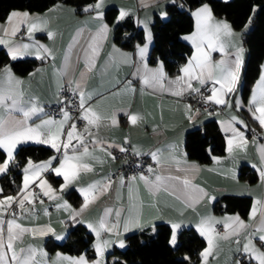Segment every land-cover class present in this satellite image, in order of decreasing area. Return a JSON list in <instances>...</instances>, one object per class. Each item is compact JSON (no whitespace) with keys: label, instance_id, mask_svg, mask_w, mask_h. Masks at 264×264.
<instances>
[{"label":"crops","instance_id":"0c3cea01","mask_svg":"<svg viewBox=\"0 0 264 264\" xmlns=\"http://www.w3.org/2000/svg\"><path fill=\"white\" fill-rule=\"evenodd\" d=\"M168 1L170 0H105L103 11L107 8L115 7L116 15L111 23L104 19V22L110 25L112 31L108 35L107 40L101 43L99 54L95 57V66L85 80V90L93 95V99L90 100L89 103L105 117H110L113 112H115L118 123L117 125H112L110 119L102 120L98 127L90 126L92 135L89 136L87 133H84V128L87 122L82 120V126L81 128H77V133L84 134L85 142L88 143L92 156L96 158L91 159L89 157H85L82 162L89 163L92 167V171L81 172L79 178L65 187L62 191H60V188L63 184V179L61 177H56L51 172L44 173L43 177L46 178L52 187L57 190V199H49L48 197L43 196L41 189L36 187L35 184L32 185V189H34L35 193L38 194L39 198L36 199L32 205L26 204V207L30 211L23 213L18 222L25 228L46 229L51 227L53 231L47 232L45 235L37 234L35 236L31 232L25 233L20 240L16 241L17 251H19L20 248L27 249L29 247H33L38 250L42 249L48 254L46 258L39 254L37 255V260L41 261L42 264L44 260L49 262L56 261V264H69L67 260L60 259L57 256V253H59L61 257L78 258L81 255L86 257L84 252L80 254H70L58 250L49 251L45 245L46 241L49 239L56 243L63 242L69 229L76 224H81L92 236L91 247L94 252V257L92 259H88L86 257V259L91 262L96 259V252L94 248L96 236L95 233L87 227V224H97L100 218L104 216L105 210L109 208L113 209L112 214L108 217L110 223L116 220V210H122V215L120 218L119 228L117 229L119 235H117L116 232H113L112 234H108L106 232L101 233V239L117 241L115 244H110L105 250L102 258L103 264H106L108 261L114 259L113 256H109V253L113 252L115 249L122 250L125 248H120L118 246L119 240H123L126 246V236L128 234L142 229H149L153 232L156 224L159 223H165L170 227V237L171 222L180 223L181 228L191 227L199 236H201L196 229L201 217L205 216H213L216 219L223 221L225 217L238 215L245 221L246 224L250 226L258 225L261 215L259 205H257V217L254 220H250L249 216L252 206L257 200L264 203V183L260 181L259 172L256 168H253L252 165L256 164L259 167L261 164V155L264 153V129L260 127L259 122L254 119L252 113L249 112L248 101L250 100L252 90L259 79L261 67L264 66V59L261 61L258 75L251 84L247 96L245 98L242 97L241 77V83L238 86L237 91L226 97V99L232 102V107L229 108L224 105H216L209 101L214 105L213 111L210 113L200 111L197 112L193 103L184 98L185 95L193 94L191 92H185L180 97L173 96L168 92H153L151 89H146L143 93H141L140 81L139 79L133 77L135 67L127 64L113 65L109 61V57L113 52V45L123 52H134L135 46L138 44L136 43L132 48H126L113 40V27L116 25L115 20L119 15V11L121 9L128 11L129 15L126 18H133L144 35L143 27L138 22L147 23L148 28L150 29V24L154 20L155 15H158L161 19H165L167 15L162 16L161 13L165 12V5ZM93 2L94 0L92 3ZM201 4L197 5L192 10L199 7ZM57 5H60V7L57 8ZM15 11L28 12L32 18L40 17L42 20L48 21L46 28L34 30L32 32V39H29L27 24L19 25V31L15 37L3 36L2 29L9 28L10 26L6 21L7 16L3 20H0V38L9 40L10 43L8 46H12L14 44L33 45L34 42H38L39 44H43L45 47L51 49L53 55L55 56L54 60L51 58H47L45 60L36 59L34 54L35 48L30 47L28 50L30 54L18 57L16 60L35 61L37 63L34 67L24 74H18L11 69L17 78L24 81L23 90L26 97L36 98L39 105L44 109L46 105L54 103L58 100L57 94L60 87L63 83H68V77L62 76V73L65 70L66 61L69 58H71L70 71L72 78L73 80L79 79L80 73L85 67V58L83 52L81 51V46L85 43V41H87L90 33L95 30L96 22L91 21L89 14L81 13L80 10L76 9L74 6L61 2L51 5L41 12H29L27 10ZM213 15L217 20L227 21V19L223 16ZM192 21V30L180 35V39L190 46L191 51L187 59L180 65L179 70L187 63L195 51L192 45L183 39L185 35H190L195 29L193 18ZM248 27L249 26L245 28L243 27L241 30L232 28L236 34L234 38V45L229 44L226 48L227 56L223 55L219 51L212 52V62L216 63L221 59H234L236 46H242L244 48L243 60H245L246 50L242 42V31L247 30ZM81 30H83V35L78 36V33H80ZM48 31H52L55 34L52 39H49L47 35ZM74 38L80 40L79 45H75ZM152 45L153 39L149 45V54L152 49ZM8 46L0 45V48L8 53ZM77 56H79L78 60ZM158 61L161 62L160 60H157L154 63H151L148 59L149 67H156ZM6 65L9 66V64L6 63L1 65L0 68H3ZM37 69H40V71L37 72ZM164 71L166 72L165 68ZM33 72H36L35 76L30 75ZM178 74H180V71L176 74L167 73V75L173 79ZM127 80H132V86L136 88L135 93L125 91V82ZM193 83L196 87H202L195 81H193ZM206 85L208 88L211 87L210 83ZM217 87H219V85H217ZM113 93L116 94L113 95ZM206 95H211V92L209 91ZM237 98H239L244 105V107L240 110H237L235 107V100ZM186 104L191 105V112L189 114L194 117L191 120H189L185 114L186 109L184 106ZM126 113L138 114L143 119L140 120L137 125L133 126L129 123L128 115H126ZM49 117V115L43 112L40 117H34L30 123H38L40 119ZM233 117H235L236 120H242L244 124L247 125V129H245L243 125L236 123V121L233 120ZM62 118V113H60L58 117L54 119L60 120ZM208 120L216 121L218 130L223 136V153L212 155L207 164H200L187 157L188 164H195L199 166V170L188 173L175 172V166L173 165L172 174L180 176L188 175L191 178L193 185L203 188L210 196H215V201L210 203L208 199L205 198L200 202L195 203L194 206L187 207L182 200L177 199L176 196L170 195L167 192L161 191L155 195L150 194L144 182L137 179L131 187L138 197V200L144 205L143 226L140 228H131L129 231L125 232L124 219L127 216L129 191L127 186L120 188L119 177L123 175L117 174L110 178L113 181V184L108 191H101L103 184L98 185V188L94 193L95 199L90 204L89 208L86 209L81 216L77 217L76 221L71 219L72 210L79 211L83 205L84 198L79 189L87 188L90 184L95 182H106V178H109V176H111V174L121 167L126 161L124 157L112 159V156L107 155V152H109V148H107L108 144H111V148L114 149H119L120 146H123L132 154L133 147H135L141 153L139 156H145L151 162V166L155 169V164L151 160V157L146 153L157 149H165L168 145H176V155L178 158L183 159L182 153H186L184 147L186 132L190 129L200 127ZM229 124H231V126L236 128L238 131L243 132L248 141L247 145L237 147L236 144L239 143L237 140L234 143V150L232 154H229L227 145V140L233 137L232 131L226 130L229 128ZM153 129H155V131H153ZM68 130L67 122L64 125V131L67 132ZM126 138L130 143H124ZM93 139L102 142L105 148H107V152L102 151L100 147L93 148L90 143ZM76 143L77 141L74 139L73 144ZM19 146L20 145H18L17 148ZM44 146L49 147L48 145ZM69 154H72L71 148L69 149ZM53 155H57L58 159L62 158L52 149V153L48 157L35 161V163L47 161ZM213 156L219 158V162L213 161ZM26 164L27 161L24 163L23 167H25ZM54 164L58 166V161L54 162ZM181 167H184V165L182 164ZM241 168H244L243 171H241ZM49 174H52V176L57 179V183H53L51 181L48 177ZM139 174L137 173L135 175L138 177ZM156 174H159V169H157L150 178L154 179ZM1 175L3 174H0V176ZM233 175H235V179H233ZM127 178L128 177H125L126 184ZM37 183H39V181H37ZM22 185L23 173L20 179V188ZM71 190H74L80 197V200L76 205H73L66 196V193ZM17 193L5 194L4 196L16 195ZM224 194L246 195L251 197L252 203L246 214L242 216L237 212H214V204L216 200ZM91 195L92 194H90V198ZM40 200H43V203H40ZM65 202L70 205L69 209L57 207V205H62ZM153 202L157 203L159 211H157L156 208L149 207V205ZM45 210H47V214H45ZM17 211L19 212L20 210L17 208ZM10 218L11 217H5V219ZM61 221H63V223ZM216 225L222 226V231L217 233H219L220 236L224 235L225 229L223 223ZM216 225H214V227ZM180 229H178V231ZM228 231H231V229ZM251 231L252 227H249L246 230H241V244L244 243V233H250ZM57 236H61L62 239H57ZM235 239V236H230L226 240L220 239L219 236H217L214 240L216 247L213 249V255L208 259V264H236L238 259H242L237 257L238 255L241 256V254L237 250V246L234 243ZM205 241L206 245L204 249L207 247V240L205 239ZM257 247H260L258 242ZM244 260L247 262H244ZM247 263L257 264L254 260L249 261L248 259L243 258V264ZM198 264H202L201 256Z\"/></svg>","mask_w":264,"mask_h":264},{"label":"snow or ice","instance_id":"6c2138e0","mask_svg":"<svg viewBox=\"0 0 264 264\" xmlns=\"http://www.w3.org/2000/svg\"><path fill=\"white\" fill-rule=\"evenodd\" d=\"M172 3H175V0H172ZM104 5L105 0H94L93 3L86 5L82 9L84 13L89 14L91 21L96 23L95 30L90 33L87 41L81 46V51L85 58V67L81 71L79 79L73 80L72 78L70 71L71 58L66 61L65 70L62 73V76L68 77L69 90L73 96L78 98V103L76 101H71L70 103L75 104L76 110L80 113L77 119L87 122L84 133H87L89 136L92 135L90 126L98 127L102 120L110 119L112 125H117L118 123L115 112L110 117H105L99 113L89 103L93 99V95L85 90V80L95 66V57L99 54L101 43L107 40L108 35L112 31L110 25L104 22ZM56 7L58 8L60 5ZM128 15V11L121 9L115 23L117 25L120 24ZM161 15L166 16L167 13L163 12ZM190 15L194 20L195 29L190 35H185L183 39L188 41L195 51L187 63L180 68V74L174 79L170 78L164 71V64L162 62L158 61L156 67H149L148 54L149 45L152 42V33L145 22H138L143 27L144 35L140 43L136 44L134 52H123L113 45V52L109 57V61L113 65L127 64L134 66L135 71L133 72V77L139 79L141 93L146 89H151L153 92H168L173 96L180 97L185 92H191L201 95L205 103L211 101L216 105H224L231 108L232 102L226 99V97L229 94L235 93L241 83L244 48L242 46H236L235 58L232 60L221 59L213 63L211 53L219 51L227 56L226 48L229 44L234 45L236 34L231 24L226 20H217L214 17L211 7L206 3L191 10ZM6 21L10 27L2 29L3 36L15 37L19 31V25L27 24L29 39H32V32L34 30L46 28L48 23L47 20H42L40 17L32 18L28 12L15 10L7 15ZM248 23H251V19H249ZM47 35L49 39H52L55 34L52 31H48ZM82 35L83 30L78 33V36ZM9 43V40L0 38V45L8 46ZM74 43L75 45H79L80 40L74 38ZM30 47L35 48L34 54L36 59H55L52 50L38 42H34L33 45L14 44L8 46V55L14 61L18 57L30 54L28 51ZM78 59L79 56H77ZM36 71L38 72L40 69ZM35 74L36 72H33L30 75L35 76ZM193 81L202 87L210 83L211 87L207 90L211 92V95H204L200 87L194 86ZM125 83V91L135 93L136 88L132 86V80H127ZM23 84L24 81L13 74L10 66L6 65L0 68V151L5 154L0 159V174L7 173L10 170V165L15 162L17 146L28 142L48 145L62 158L58 159L57 155H53L47 161L40 163H35L31 159H28L26 166L23 167V185L19 189V192L16 195L4 196L3 189H0V264H42L41 261L37 260V255L39 254L46 258L48 255L47 252L33 247L27 249L20 248L19 251L16 248V241L20 240L25 233L31 232L35 236L37 234L45 235L47 232L53 231L51 227L46 229L25 228L18 222L23 213L30 211L26 207V204L32 205L39 198L38 194L32 189V185L35 184L36 187L40 188L43 196L49 199H57V190L43 177V174L51 172L56 177H61L63 184L61 185L60 191H62L69 184L76 181L81 172L92 171L89 163L82 162L85 157L96 159L92 156L88 143L85 142L84 134L77 133L76 123L69 124V130L67 132L64 131V125L72 119L70 113L65 108H61L60 110L63 117L60 120L49 117L40 119L38 123H30L34 117H40L44 109L39 105L36 98L26 97ZM115 94L113 93V95ZM60 102L65 103L63 100ZM184 107L187 118L189 120L193 119L194 117L189 114L191 112V105L186 104ZM235 107L237 110L244 107L239 98L235 100ZM248 110L252 113L253 118L259 122L260 127L264 129V66L261 67L259 79L252 90L251 98L248 101ZM196 111L199 112V109ZM126 115H128L129 123L133 126L137 125L143 119L138 114L126 113ZM233 120L247 129V125L242 120H236L235 117H233ZM226 130H231L233 133V137L227 140L229 154L233 153L234 143L237 140L239 141L236 144L237 147L247 145L248 141L243 132L233 128L231 124H229V128ZM74 139L77 141L76 144H73ZM90 143L93 148L100 147L105 152H107V148L112 147L111 144H108L107 148H105L103 143L96 139L91 140ZM124 143L128 144L130 142L126 138ZM70 148L72 151L71 155L69 154ZM176 148V145H168L165 149H157L146 153L151 157V160L156 166L154 169L149 165L146 170L147 174L141 173L138 177L137 175H132L127 178V184L125 177H119L120 188L127 186L129 191L127 216L124 219L125 232L131 228H140L143 226L144 205L138 200V197L131 187L137 179L144 182L150 194L155 195L161 191L167 192L170 195L176 196L177 199L182 200L187 207H192L195 203L205 198L210 203L215 201V196H210L203 188L193 185L188 175L180 176L172 174L173 165L175 166V172L188 173L199 170V166L188 164L186 153H182L183 159L178 158ZM119 151L127 152L128 149L120 146ZM133 154L137 156L141 155L135 147H133ZM209 154H211V151ZM107 155L112 156V153L107 152ZM112 159H115V157L112 156ZM212 159L215 162H219V158L215 156ZM56 161H58V166L54 164ZM182 164L184 167H181ZM252 167L256 168L259 172L260 181L264 183V153L261 155L260 166L258 167L256 164H253ZM157 169H159V174H156L154 179H151L150 177ZM233 179H235V175H233ZM100 184H103L101 191H108L112 187L113 181L110 178H106V182H95L87 188L79 189L84 198L83 205L79 211L72 210V220L76 221L77 217L81 216L89 208L95 199L94 193ZM90 194H92L91 198ZM40 203H43V200H40ZM14 205L16 208L13 207ZM257 205L260 206L261 215L259 223L256 226L246 224L238 215L225 217L223 221L213 216L201 217L196 230L207 240V247L200 253L202 264H208L209 257L213 255V249L216 247L214 240L217 236L225 240L230 236H235L234 243L243 258L249 261L254 260L257 264H264V250H262L264 249V203L257 200L253 204L249 219L254 220L257 217ZM57 207L69 209L70 205L65 202L62 205H57ZM149 207L156 208L159 211L156 202L150 204ZM17 208L20 210L19 212L16 210ZM112 212L113 209H106L104 216L100 218L97 224H87V227L96 236V243L94 244L96 252L95 260L90 262L84 255L78 258H71L61 257L57 253V256L62 260H67L69 264H103L102 258L105 250L110 244H115L117 241L101 239V233L106 232L112 234L116 232L119 235L117 229L119 228L122 210L118 209L115 211L116 220L110 223L108 217ZM45 214H47V210H45ZM5 217L11 218L5 219ZM61 222L63 223V221ZM221 223H223L225 229L224 235L222 236L216 232L214 227V225ZM249 227H252V231L250 233H244V243L241 244V230H246ZM180 228V223L171 222L170 243L172 245L176 244L177 232ZM229 229L231 231H228ZM56 238L62 239L61 236H57ZM257 242L260 247H257ZM118 246L124 248L125 242L119 240ZM184 259L190 260L187 256ZM43 264H56V261L49 262L44 260ZM236 264H243V259H238Z\"/></svg>","mask_w":264,"mask_h":264},{"label":"trees","instance_id":"16d2710c","mask_svg":"<svg viewBox=\"0 0 264 264\" xmlns=\"http://www.w3.org/2000/svg\"><path fill=\"white\" fill-rule=\"evenodd\" d=\"M93 0H0V20L13 10L41 12L51 5L61 2L81 10ZM201 3H207L213 14L223 16L232 28L241 30L249 19L251 23L247 30L242 31V42L246 57L242 69V97L248 94L251 84L256 79L261 61L264 59V0H172L165 5L167 16L161 19L155 15L150 24L153 45L149 54V62L160 60L168 74H176L180 65L187 59L191 48L180 39V35L192 30L193 21L190 11ZM183 5V7H181ZM254 6L257 9L253 12ZM104 19L111 23L116 15V8L110 7L104 11ZM142 30L133 18H125L113 27V40L119 45L132 48L140 43ZM9 64L11 69L24 74L37 63L32 60H11L8 53L0 48V66ZM184 147L187 157L200 164H207L212 155L222 154L224 139L214 120L205 121L200 127L190 129L185 134ZM211 151V154L209 152ZM52 149L41 145L28 143L20 145L15 152V162L10 170L0 176V188L3 195L15 194L20 189V179L23 165L28 159L39 161L48 157ZM5 154L0 151V159ZM244 168H241L243 171ZM53 183L57 179L49 174ZM67 198L76 205L80 197L74 191L66 193ZM252 198L246 195L224 194L214 204L216 213L237 212L244 216L251 206ZM170 227L165 223L156 224L155 230L142 229L126 236V246L122 250L115 249L109 253L114 259L106 264H198L200 253L206 245L203 237L191 227L181 228L177 232L174 246L169 243ZM92 236L81 224L72 226L61 243L51 239L46 241L49 251L58 250L70 254L85 253L88 259L94 257L91 247ZM187 256L190 260H185ZM244 262H247L244 260ZM248 264V263H247Z\"/></svg>","mask_w":264,"mask_h":264},{"label":"built area","instance_id":"2783aa9c","mask_svg":"<svg viewBox=\"0 0 264 264\" xmlns=\"http://www.w3.org/2000/svg\"><path fill=\"white\" fill-rule=\"evenodd\" d=\"M207 89L208 86L205 85L201 87V92L206 95L209 92ZM57 96L58 100L54 103L46 105L44 108V112L50 117L56 118L61 113V108H65L72 117V119L68 121V125L71 123H76L77 128H81L82 120L77 119L80 113L76 110L75 104L70 103L71 101H76V103H78V98L73 96L72 92L69 90L68 83L62 84ZM184 98L193 103L195 109H199L200 112L210 113L213 111L214 105L209 101L205 103L202 96L199 94L193 93L185 95ZM62 100L65 101V103H61L60 101ZM109 152H111L112 156H114L115 158L124 157L126 159L124 164L119 167L115 172H113L111 176H109V178L117 174H122L125 177H131L132 175H135L137 173L147 174L146 170L148 166L151 165V162L145 156L134 155L129 150L127 152H120L119 149L109 148ZM13 207L16 208V206ZM215 229L216 232H221L222 226L216 225ZM237 257L243 259V257H241L240 255H238Z\"/></svg>","mask_w":264,"mask_h":264},{"label":"rangeland","instance_id":"374dc122","mask_svg":"<svg viewBox=\"0 0 264 264\" xmlns=\"http://www.w3.org/2000/svg\"><path fill=\"white\" fill-rule=\"evenodd\" d=\"M254 9L256 10V9H257V6H254V8H253V12H254ZM246 26H249V23H248V22L246 23V25L244 26V28H245Z\"/></svg>","mask_w":264,"mask_h":264},{"label":"water","instance_id":"95a60500","mask_svg":"<svg viewBox=\"0 0 264 264\" xmlns=\"http://www.w3.org/2000/svg\"><path fill=\"white\" fill-rule=\"evenodd\" d=\"M84 7H85V6H84ZM84 7L81 8V10H80L81 13H84V12L82 11V9H83Z\"/></svg>","mask_w":264,"mask_h":264}]
</instances>
